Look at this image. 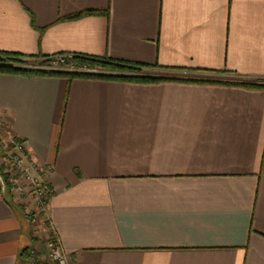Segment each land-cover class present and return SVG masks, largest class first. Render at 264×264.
Masks as SVG:
<instances>
[{"label": "crops", "instance_id": "crops-1", "mask_svg": "<svg viewBox=\"0 0 264 264\" xmlns=\"http://www.w3.org/2000/svg\"><path fill=\"white\" fill-rule=\"evenodd\" d=\"M0 52L264 81V0H0ZM0 126L53 189L37 239L0 180V264H264V88L0 74Z\"/></svg>", "mask_w": 264, "mask_h": 264}, {"label": "trees", "instance_id": "trees-1", "mask_svg": "<svg viewBox=\"0 0 264 264\" xmlns=\"http://www.w3.org/2000/svg\"><path fill=\"white\" fill-rule=\"evenodd\" d=\"M98 13L99 12L97 11H83L77 14L68 15L60 20H73ZM57 55L63 54L28 57L16 53L0 52V74L17 75L23 77H63L66 78L68 81L80 78L130 83H154L164 80H187L191 82H210L228 85H239L247 88H264V81H210L207 79H196L193 77L171 76L169 74H158L156 76H153L147 74L144 70L167 71L170 69L158 65L147 66L140 63L115 61L111 59L84 54H64L68 56L64 60L63 65L72 66L73 70L63 71L61 69L40 68L39 66H27L28 59H40L41 61L39 63L43 65L46 63H50L51 59ZM10 62L19 63V65H10ZM97 70H106L108 72H100ZM196 70L197 69H191L188 71L193 72ZM0 176L2 178L1 173ZM10 205L17 216H19L20 218L25 217V214L19 206L14 205L12 203H10ZM24 253V258H26L27 260L30 254L27 253V249H23L20 256L22 257V254ZM31 262H33L34 264H45V261H41L35 258H32Z\"/></svg>", "mask_w": 264, "mask_h": 264}, {"label": "built area", "instance_id": "built-area-1", "mask_svg": "<svg viewBox=\"0 0 264 264\" xmlns=\"http://www.w3.org/2000/svg\"><path fill=\"white\" fill-rule=\"evenodd\" d=\"M68 55L54 56L50 64H64V60ZM58 69L56 67H51ZM73 69V67H70ZM9 135L11 134L8 131ZM12 135V134H11ZM0 153H2L3 161L2 167V182L3 189L7 197V190L14 198L28 197L36 205L37 210L45 212L47 202L53 193V189L46 182L47 175L51 172L49 166L37 167L30 160L25 149V143L22 139L12 135L10 141L6 144H0ZM3 165V166H2ZM46 247L49 257L56 262V264H67L66 258L62 253L58 241L50 236L46 241ZM31 264H33L31 262Z\"/></svg>", "mask_w": 264, "mask_h": 264}, {"label": "rangeland", "instance_id": "rangeland-1", "mask_svg": "<svg viewBox=\"0 0 264 264\" xmlns=\"http://www.w3.org/2000/svg\"><path fill=\"white\" fill-rule=\"evenodd\" d=\"M41 60L40 59H28L27 60V66L28 67H40V68H51V67H56L58 69H61L63 71H66V70H73V69H70V67L72 66H65V65H61V64H50V63H46V64H43L41 65L39 62ZM10 65H19V63H15V62H10L9 63ZM97 71H100V72H108L106 70H97ZM146 71L147 74H150V75H153V76H156V75H162V74H169L171 76H179V77H195V78H198V77H216V78H220L221 76H212L210 74H194V73H190V72H179V71H175V72H171V71H158V70H144ZM224 77H229V76H224ZM230 77H233V76H230ZM12 135L8 133V131L6 129H4L2 126H0V144L3 143V144H6L7 140L10 141ZM3 161V156H2V153H0V166H1V163ZM3 166V165H2ZM37 167H40L42 169H44L43 167H45V165H36ZM2 171V167L0 168V173ZM2 174V173H1ZM7 198L9 199L10 203L14 204V205H17L19 206L23 213L25 214L23 218L24 221H27L28 223V228H29V233L32 235V237H35L37 239H39L40 237V232H39V221H42V216L44 214V211L43 213L39 210H37L38 208L36 207V205L32 202V200L28 197H25V198H17V197H12L10 195V192L7 190ZM37 208V209H36ZM46 242V241H45ZM46 244V243H45ZM45 258L44 259H40L38 258V260H41V261H45V264H56L55 261H53L49 255H48V251L45 252L44 254ZM33 263V262H32ZM29 264H31V262H29ZM34 264V263H33Z\"/></svg>", "mask_w": 264, "mask_h": 264}, {"label": "water", "instance_id": "water-1", "mask_svg": "<svg viewBox=\"0 0 264 264\" xmlns=\"http://www.w3.org/2000/svg\"><path fill=\"white\" fill-rule=\"evenodd\" d=\"M1 179V178H0Z\"/></svg>", "mask_w": 264, "mask_h": 264}]
</instances>
